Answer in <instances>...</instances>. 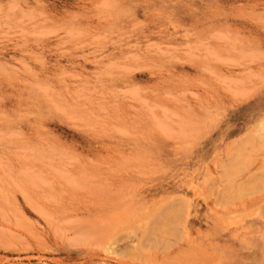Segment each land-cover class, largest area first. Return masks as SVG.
Listing matches in <instances>:
<instances>
[{
	"label": "rangeland",
	"instance_id": "rangeland-1",
	"mask_svg": "<svg viewBox=\"0 0 264 264\" xmlns=\"http://www.w3.org/2000/svg\"><path fill=\"white\" fill-rule=\"evenodd\" d=\"M191 263L264 264V0H0V264Z\"/></svg>",
	"mask_w": 264,
	"mask_h": 264
},
{
	"label": "bare ground",
	"instance_id": "bare-ground-1",
	"mask_svg": "<svg viewBox=\"0 0 264 264\" xmlns=\"http://www.w3.org/2000/svg\"><path fill=\"white\" fill-rule=\"evenodd\" d=\"M237 164H238V162H237ZM237 166H238V165H237ZM232 170H233V169H232ZM233 173H234V171H233ZM232 175H233V174H232ZM226 176H227V175H226ZM233 177H234V176H232V179H233ZM235 178H236V177H235ZM228 179H229V177H228ZM225 182H226V181H225ZM230 182H231V181H230ZM232 184H233V182H232ZM242 184H243V183H242ZM229 188H230V187H229ZM229 188H228V189H229ZM242 188H243V187H242ZM231 190H232V189H231ZM232 192H233V191H232ZM238 192H239V191H238ZM230 193H231V192H230ZM233 194H237V193H234V192H233ZM237 195H239V194H237ZM240 195H241V194H240ZM240 195H239L238 197H240ZM231 196H232V195H231ZM233 197H234V196H233ZM233 197H232V199H233ZM230 198H231V197H230ZM176 215H177V214H176ZM164 217H165V216H164ZM169 220H170V219H169ZM180 221H181V220H180ZM164 222H165V221H164ZM177 222H178V221H177ZM180 223H181V222H180ZM170 224H171V223H170ZM177 224H178V223H177ZM165 225H166V224H165ZM153 230H154V229H153ZM171 231H172V230H171ZM169 234H170V233H169ZM169 234H168V235H169ZM187 254H188V253H187ZM197 259H198V258H197ZM199 259H200V258H199ZM189 260H190V259H189ZM179 261H180V260H179ZM191 264H192V263H191Z\"/></svg>",
	"mask_w": 264,
	"mask_h": 264
}]
</instances>
